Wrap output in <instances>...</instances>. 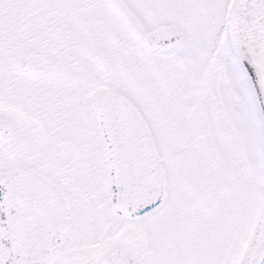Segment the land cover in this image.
<instances>
[{
  "label": "snow or ice",
  "instance_id": "obj_1",
  "mask_svg": "<svg viewBox=\"0 0 264 264\" xmlns=\"http://www.w3.org/2000/svg\"><path fill=\"white\" fill-rule=\"evenodd\" d=\"M0 264H264V0H0Z\"/></svg>",
  "mask_w": 264,
  "mask_h": 264
}]
</instances>
